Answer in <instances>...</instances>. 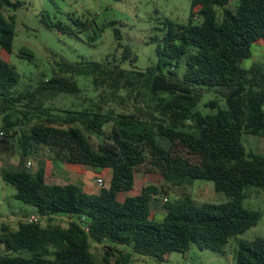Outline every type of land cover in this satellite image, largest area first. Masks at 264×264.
<instances>
[{"label":"trees","instance_id":"16d2710c","mask_svg":"<svg viewBox=\"0 0 264 264\" xmlns=\"http://www.w3.org/2000/svg\"><path fill=\"white\" fill-rule=\"evenodd\" d=\"M24 5L0 0V148L16 141L22 162L48 149L54 164L109 169L112 175L108 187L89 194L74 183H48L45 166L35 174L4 168L1 175L16 189V199L47 224H1L6 253L0 264H114L117 255L116 264H128L133 254L167 262L172 253L188 255L194 245L227 255L233 240L237 264H264V237L239 239L263 216L245 206L250 189L264 190V154L250 150L245 137L264 138V64L247 69L242 62L264 41V0H192L187 23L167 20L158 29L151 41L158 62L144 70L116 28L121 58H62L50 79L20 92L22 75L1 50L14 54L15 12ZM55 27L69 30L63 23ZM19 57L36 58L30 49ZM78 77L90 78L98 95L87 107L54 113L46 101L82 93ZM207 95L214 97L204 104L209 113L201 109ZM86 132L102 142L95 146ZM139 173L158 174L166 185L147 186L120 201V194L134 190ZM197 180L213 182L229 200L198 206L185 195L178 206L166 202L164 220L152 219L155 197ZM55 216L67 217L68 226L54 224ZM93 242L105 244L103 262Z\"/></svg>","mask_w":264,"mask_h":264},{"label":"rangeland","instance_id":"374dc122","mask_svg":"<svg viewBox=\"0 0 264 264\" xmlns=\"http://www.w3.org/2000/svg\"><path fill=\"white\" fill-rule=\"evenodd\" d=\"M25 5L16 13V39L14 54L1 50L3 57L15 65L22 75L20 92L34 91L42 80L50 79L55 71H58L57 63L65 58L68 61L78 63L83 60L103 61L108 56L117 54L122 56V49L119 43L129 45L135 55L139 57L137 67L146 69L158 62L157 44H152V39L160 34L159 28H163L167 20L177 23H187L191 11L192 0H23ZM9 17L12 13L6 11ZM90 22L88 25L82 22ZM63 23L67 31H60L55 25ZM121 30L123 39L119 42L115 36V29ZM30 49L35 53V61L22 59L19 54ZM28 58V57H27ZM255 63L264 64V41L254 46V55L251 59L242 62L244 68L250 69ZM125 68L131 69V64H125ZM75 80L83 90L80 94L60 93L55 98L46 101L47 107H52L54 113L72 107H87L91 99L98 95L93 82L87 77H78ZM207 95L201 109L205 113L211 112L204 108V104L213 99ZM20 131V127L16 128ZM95 146L102 142L96 135L86 132ZM246 145L256 153L264 154V138L255 136L245 137ZM29 163H32L31 166ZM56 165V164H55ZM25 167L35 174L41 166L47 169L48 183L55 182L61 171L54 168L48 149L40 150L38 156H32L22 162L21 149L18 143L12 142L6 149L0 148V235L1 224H7L12 229H17L22 220L30 221L35 213V208L16 199V189L7 183L1 172L7 167ZM93 170L91 168H87ZM104 173V172H102ZM112 172H105L106 187L109 186V179ZM60 178H62L60 176ZM94 180V181H95ZM155 185L159 188L166 185L164 179L158 174L139 173L136 178L134 190L130 193H122L120 201L129 196L141 194L147 186ZM97 187V192H101ZM189 195L194 205L202 206L206 203H224L229 200L223 192H218L213 182L197 180L193 186L174 187L169 186L168 193H162L155 197L159 200L152 205V219L161 222L168 214L165 199H169L172 206H178L181 201ZM245 206L262 213L259 225L246 234L239 236V239L253 240L258 236L264 237V190L259 188L250 189V196L245 201ZM43 224L46 220L41 219ZM54 224L68 226L69 219L64 216H55ZM235 240L228 247L227 255L216 254L213 251H201L193 246L188 255L172 253L167 262H160L154 257L133 254L128 264H237L235 260ZM92 251L98 260L103 262L106 249L105 244L92 243ZM130 253L131 250H126ZM6 253L5 244L0 242V256ZM28 256V254L26 255ZM118 257V255H117ZM117 257L112 258L116 264Z\"/></svg>","mask_w":264,"mask_h":264},{"label":"crops","instance_id":"0c3cea01","mask_svg":"<svg viewBox=\"0 0 264 264\" xmlns=\"http://www.w3.org/2000/svg\"><path fill=\"white\" fill-rule=\"evenodd\" d=\"M57 167L61 171L66 170V174H61L62 178H59L52 182L51 184H62V183H74L81 188H83L89 194H99L97 192L96 185V177L100 175H104L105 172H110L111 170L107 169L104 173L97 172L95 170L87 169L89 167L82 165H74V164H54V168ZM48 169V168H47ZM95 180V181H94ZM36 216V215H33ZM32 216V217H33Z\"/></svg>","mask_w":264,"mask_h":264},{"label":"built area","instance_id":"2783aa9c","mask_svg":"<svg viewBox=\"0 0 264 264\" xmlns=\"http://www.w3.org/2000/svg\"><path fill=\"white\" fill-rule=\"evenodd\" d=\"M4 136V132L3 131H0V137H3ZM31 164L32 163H29V165L31 166ZM97 184H98V186L101 188V189H103V188H105V186H106V180H105V178L104 177H99L98 179H97ZM169 199L168 198H166L165 199V201L167 202ZM30 221L31 222H35V223H39V222H41V219L38 217V216H33V217H31V219H30Z\"/></svg>","mask_w":264,"mask_h":264}]
</instances>
